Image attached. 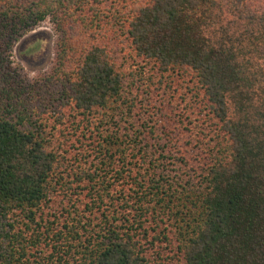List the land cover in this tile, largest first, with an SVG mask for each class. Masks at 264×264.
<instances>
[{
    "label": "trees",
    "instance_id": "16d2710c",
    "mask_svg": "<svg viewBox=\"0 0 264 264\" xmlns=\"http://www.w3.org/2000/svg\"><path fill=\"white\" fill-rule=\"evenodd\" d=\"M0 264H264V0H0Z\"/></svg>",
    "mask_w": 264,
    "mask_h": 264
},
{
    "label": "rangeland",
    "instance_id": "374dc122",
    "mask_svg": "<svg viewBox=\"0 0 264 264\" xmlns=\"http://www.w3.org/2000/svg\"><path fill=\"white\" fill-rule=\"evenodd\" d=\"M57 38L53 23L47 19L34 31L26 33L15 45L14 59L20 62L31 79L51 67Z\"/></svg>",
    "mask_w": 264,
    "mask_h": 264
}]
</instances>
